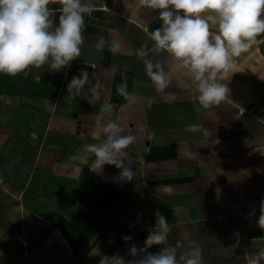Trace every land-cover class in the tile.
<instances>
[{
    "label": "crops",
    "instance_id": "obj_1",
    "mask_svg": "<svg viewBox=\"0 0 264 264\" xmlns=\"http://www.w3.org/2000/svg\"><path fill=\"white\" fill-rule=\"evenodd\" d=\"M94 2L81 55L70 67L0 74V264H99L102 254L131 260L125 254L143 246L157 209L171 232L150 252L179 242L178 254L198 248L200 264H247L264 248L257 225L264 199V35L223 81L229 97L205 109L190 74L166 52L150 58L163 64L171 95L158 93L146 76L136 50L152 46L158 11L138 0ZM101 37L119 42L120 51L99 52ZM81 69L101 85L92 104L87 91L67 93ZM124 78L130 100L116 91ZM105 102L116 106L111 114L101 111ZM111 120L122 135L136 137L126 149L132 182L120 181L114 165L100 175L88 168L94 155L84 146L99 143L100 127Z\"/></svg>",
    "mask_w": 264,
    "mask_h": 264
},
{
    "label": "clouds",
    "instance_id": "obj_2",
    "mask_svg": "<svg viewBox=\"0 0 264 264\" xmlns=\"http://www.w3.org/2000/svg\"><path fill=\"white\" fill-rule=\"evenodd\" d=\"M54 2L59 3V9L49 7ZM138 3L142 8L158 11L154 19L161 22L159 28L150 32L152 46L145 43L136 50L155 90L171 95L165 93L171 79L163 64L150 58L151 53L166 52L179 68L190 74L200 106L208 109L226 100L230 90L223 81L229 73H234L236 58L256 44L258 36L264 35V0H138ZM103 9L108 10L104 4ZM96 10L94 0H0V74L14 77L44 65L54 71L70 67L81 55L86 18ZM95 47L101 53L107 47L115 55L121 45L116 41L109 44L101 37ZM100 87L99 81L94 83L89 72L81 69L66 89L72 98L87 91L90 95L84 97L92 104ZM116 91L125 100L131 99L126 78L117 85ZM115 107L105 102L101 111L111 114ZM122 132V127L111 120L97 133L103 139L84 148L94 155L88 166L90 172L100 175L105 165H114L120 169V181L127 183L134 180L136 172L125 166L126 149L135 143L136 137L122 135ZM259 209L257 225L264 230V199L260 201ZM254 215L255 210L249 213V216ZM154 216L155 224L147 230L143 246L133 244L125 254L132 257L131 260L124 255L109 257L102 254L99 264H200L198 248L178 254L179 242L175 246L161 247L154 253L149 251L153 246L166 245L171 232L169 222L158 209ZM122 239L129 242L132 237ZM247 264H264V248L251 254Z\"/></svg>",
    "mask_w": 264,
    "mask_h": 264
},
{
    "label": "water",
    "instance_id": "obj_3",
    "mask_svg": "<svg viewBox=\"0 0 264 264\" xmlns=\"http://www.w3.org/2000/svg\"><path fill=\"white\" fill-rule=\"evenodd\" d=\"M13 164H14V161H11L9 166H8V169H10L13 166Z\"/></svg>",
    "mask_w": 264,
    "mask_h": 264
},
{
    "label": "built area",
    "instance_id": "obj_4",
    "mask_svg": "<svg viewBox=\"0 0 264 264\" xmlns=\"http://www.w3.org/2000/svg\"><path fill=\"white\" fill-rule=\"evenodd\" d=\"M103 7V6H102Z\"/></svg>",
    "mask_w": 264,
    "mask_h": 264
}]
</instances>
